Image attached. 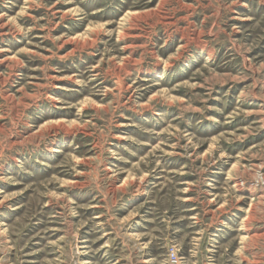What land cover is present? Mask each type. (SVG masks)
Returning a JSON list of instances; mask_svg holds the SVG:
<instances>
[{
  "label": "rangeland",
  "instance_id": "374dc122",
  "mask_svg": "<svg viewBox=\"0 0 264 264\" xmlns=\"http://www.w3.org/2000/svg\"><path fill=\"white\" fill-rule=\"evenodd\" d=\"M264 264V0H0V264Z\"/></svg>",
  "mask_w": 264,
  "mask_h": 264
},
{
  "label": "built area",
  "instance_id": "2783aa9c",
  "mask_svg": "<svg viewBox=\"0 0 264 264\" xmlns=\"http://www.w3.org/2000/svg\"><path fill=\"white\" fill-rule=\"evenodd\" d=\"M181 260L179 251L175 247H172L167 253L166 264H181Z\"/></svg>",
  "mask_w": 264,
  "mask_h": 264
},
{
  "label": "bare ground",
  "instance_id": "6f19581e",
  "mask_svg": "<svg viewBox=\"0 0 264 264\" xmlns=\"http://www.w3.org/2000/svg\"><path fill=\"white\" fill-rule=\"evenodd\" d=\"M83 264H86V262H85V263H83Z\"/></svg>",
  "mask_w": 264,
  "mask_h": 264
}]
</instances>
